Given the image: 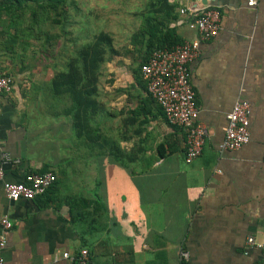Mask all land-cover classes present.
Listing matches in <instances>:
<instances>
[{
	"label": "crops",
	"instance_id": "obj_1",
	"mask_svg": "<svg viewBox=\"0 0 264 264\" xmlns=\"http://www.w3.org/2000/svg\"><path fill=\"white\" fill-rule=\"evenodd\" d=\"M169 1L183 41L198 37L187 26L189 11L212 7L221 16L218 33L199 41L189 64L198 121L207 129L200 155L189 163L186 130L169 125L153 103L127 97L138 88L125 59L100 81L99 127L128 159L117 161L76 138L70 118L48 115L43 100L59 65L17 44L9 52L0 25V70L12 78L0 101V216L11 222L3 264H254L261 258L247 239H264V0H209L204 7L198 0ZM70 49L67 43L62 53ZM237 100L249 104V141L222 150ZM2 152L18 162L5 161ZM45 171L55 181L44 195H5V181ZM70 203L87 212L79 224L69 221Z\"/></svg>",
	"mask_w": 264,
	"mask_h": 264
},
{
	"label": "trees",
	"instance_id": "obj_2",
	"mask_svg": "<svg viewBox=\"0 0 264 264\" xmlns=\"http://www.w3.org/2000/svg\"><path fill=\"white\" fill-rule=\"evenodd\" d=\"M71 8L79 11L78 0H0V25L6 37L5 48L12 52L13 45L17 44L26 51L34 46L32 41H39L37 50H43L60 68L51 76L43 96L48 115L69 117L76 138L105 148L107 155L124 163L128 159L126 153L99 127V118L104 112L100 101L104 94L100 81L106 75L105 65L114 57H119L120 63L123 59L128 60L125 67L131 73L138 92L127 97H136L139 104L153 103L155 111L163 115L157 102L147 93L141 66L154 50L169 49L183 42L176 31V4L169 0H144L142 7L132 13L137 20L122 45L115 44L110 32L100 30L72 54L66 55L62 51L67 43H71L65 36L66 27L71 24ZM55 28L60 31L52 34ZM61 38L64 40L59 43ZM58 43V52L53 55ZM116 90L123 91L120 88ZM68 205L71 224L85 220L87 212L75 210L72 203Z\"/></svg>",
	"mask_w": 264,
	"mask_h": 264
},
{
	"label": "built area",
	"instance_id": "obj_3",
	"mask_svg": "<svg viewBox=\"0 0 264 264\" xmlns=\"http://www.w3.org/2000/svg\"><path fill=\"white\" fill-rule=\"evenodd\" d=\"M181 13L186 12L180 9ZM189 29L197 32L198 37L185 40L169 49L154 50L148 60L141 66V73L146 80L147 93L157 102L163 112L165 121L175 127L186 130L184 161L191 162L200 155L202 145L207 136L206 127L198 121L199 108L190 83L189 64L198 55L199 41L214 37L220 28V12L208 7L200 12L189 11ZM12 86V78L0 70V101L2 95L8 93ZM249 104L246 101H235L227 115L224 137L219 145L222 150H235L249 141L248 129ZM1 148V145H0ZM264 157V145L262 147ZM5 161L18 162L11 159L8 153L2 152ZM2 172L0 171V178ZM55 181L50 171L31 174L27 181L3 183L5 195L12 200H32L46 192ZM0 264H3L1 251L6 244L5 231L11 227L6 216H0ZM247 243L261 251V258L254 264H264V239L256 242L248 237ZM82 255L86 251H81ZM68 257V253L63 254Z\"/></svg>",
	"mask_w": 264,
	"mask_h": 264
},
{
	"label": "rangeland",
	"instance_id": "obj_4",
	"mask_svg": "<svg viewBox=\"0 0 264 264\" xmlns=\"http://www.w3.org/2000/svg\"><path fill=\"white\" fill-rule=\"evenodd\" d=\"M143 3L144 0H78L79 11L73 8L69 10L71 24L67 25V33L65 34L66 39L70 38L71 40V43H69L71 49L68 54H72L75 49L91 40L93 34L100 30L110 32L115 39V44L117 46L122 45L127 40L132 26L135 24L132 13L136 9L139 10ZM59 31L55 28L51 33L56 34ZM63 40L61 38L59 43ZM31 43L34 46L28 47L25 51L28 53L27 55L34 56L37 52L40 58L51 61V58L47 57L43 50H37L40 45L39 41H32ZM119 61H121L119 57L112 58L106 63L105 69H110L112 65H118L117 62ZM126 61L128 62V60ZM62 70H64V67H62ZM53 136L56 137V133Z\"/></svg>",
	"mask_w": 264,
	"mask_h": 264
},
{
	"label": "water",
	"instance_id": "obj_5",
	"mask_svg": "<svg viewBox=\"0 0 264 264\" xmlns=\"http://www.w3.org/2000/svg\"><path fill=\"white\" fill-rule=\"evenodd\" d=\"M198 3L204 7L209 5V0H198Z\"/></svg>",
	"mask_w": 264,
	"mask_h": 264
}]
</instances>
